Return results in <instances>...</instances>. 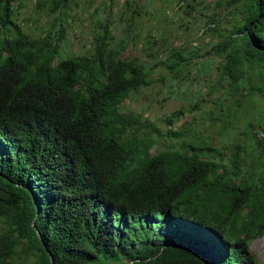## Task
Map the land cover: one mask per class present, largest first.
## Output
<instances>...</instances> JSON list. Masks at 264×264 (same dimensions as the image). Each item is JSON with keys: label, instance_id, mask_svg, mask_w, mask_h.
Instances as JSON below:
<instances>
[{"label": "trees", "instance_id": "1", "mask_svg": "<svg viewBox=\"0 0 264 264\" xmlns=\"http://www.w3.org/2000/svg\"><path fill=\"white\" fill-rule=\"evenodd\" d=\"M19 4L0 0V264H263L264 0H225L230 28L209 19L216 138L125 109L161 61L123 54L108 21L88 53L63 55V27L30 35ZM197 57L173 48L171 77Z\"/></svg>", "mask_w": 264, "mask_h": 264}, {"label": "rangeland", "instance_id": "2", "mask_svg": "<svg viewBox=\"0 0 264 264\" xmlns=\"http://www.w3.org/2000/svg\"><path fill=\"white\" fill-rule=\"evenodd\" d=\"M228 9L225 0H68L61 13H49L38 8L35 0H21L14 18L33 36L54 34L63 27L60 43L63 55L88 53L95 36L108 21L114 44L127 41L123 54L137 56L148 67L161 61L152 67L153 84L128 97L123 103L125 109L142 111L161 128L188 130L189 137L194 130L196 134L203 132L216 138V123L211 124L210 119V111H216L212 107L216 91L208 94L216 80V57L207 58L205 52L219 39L216 29H211L216 28V23H209L210 17L220 12L217 28H230L234 20L227 14ZM154 39V44L148 43ZM173 48L185 56L198 53L192 60L195 65L189 77L185 76L188 66L177 71L181 82L171 77L166 66ZM178 110H181L180 118L172 119L168 125L167 116ZM256 111L251 109L248 118ZM235 130L229 129L228 133ZM164 140L170 141L161 138L160 142ZM250 248L264 264V235L252 240Z\"/></svg>", "mask_w": 264, "mask_h": 264}, {"label": "built area", "instance_id": "3", "mask_svg": "<svg viewBox=\"0 0 264 264\" xmlns=\"http://www.w3.org/2000/svg\"><path fill=\"white\" fill-rule=\"evenodd\" d=\"M260 135H262V133Z\"/></svg>", "mask_w": 264, "mask_h": 264}, {"label": "water", "instance_id": "4", "mask_svg": "<svg viewBox=\"0 0 264 264\" xmlns=\"http://www.w3.org/2000/svg\"><path fill=\"white\" fill-rule=\"evenodd\" d=\"M51 260H52V257H51Z\"/></svg>", "mask_w": 264, "mask_h": 264}]
</instances>
